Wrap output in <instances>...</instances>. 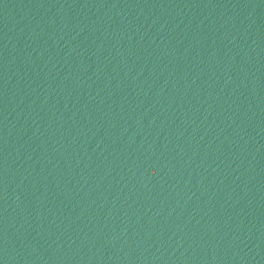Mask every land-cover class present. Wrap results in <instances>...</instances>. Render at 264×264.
<instances>
[{"label": "water", "instance_id": "obj_1", "mask_svg": "<svg viewBox=\"0 0 264 264\" xmlns=\"http://www.w3.org/2000/svg\"><path fill=\"white\" fill-rule=\"evenodd\" d=\"M0 264H264V0H0Z\"/></svg>", "mask_w": 264, "mask_h": 264}]
</instances>
